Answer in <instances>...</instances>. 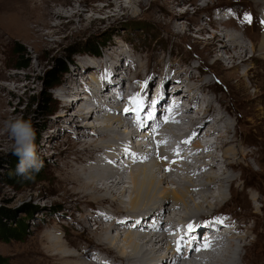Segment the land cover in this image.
Masks as SVG:
<instances>
[{
  "label": "rangeland",
  "instance_id": "rangeland-1",
  "mask_svg": "<svg viewBox=\"0 0 264 264\" xmlns=\"http://www.w3.org/2000/svg\"><path fill=\"white\" fill-rule=\"evenodd\" d=\"M131 1L132 0H48L47 9H51V11L54 9L68 14L71 12L72 7L75 6L85 10V13L82 17H73L72 22H69L70 18L66 16H63L61 20H50L51 24L62 22L63 25L60 26V30L56 34H52V37L39 38V40L34 43L31 40L24 41L17 39L14 32L17 30L18 25H14L12 22L8 21L4 13L0 11V38L3 40V35V37H8L10 39V41L9 39H5V42L0 41V72L10 75L9 78L3 79V76L0 74V208L9 210V213L11 214L10 218H7L6 222H8L9 219L12 221L17 218H23L26 219L28 224V234L23 240H0V264H37V260H42L45 256V254H40V251L36 253V250H39L40 247H42L39 245L38 240L46 233L52 234V232L55 235H53V237H59L62 243L67 245L68 250L71 253L75 252L77 257L84 262H91V264H93L96 259L98 264H105L107 261V264H143L144 262H142V260H145V258L159 257V254L152 253L149 256L144 255L140 258L141 260H135L134 258L127 260L125 258V262L123 259H120V252L118 253L117 250L108 252L105 248H102V250L97 249L95 246V240L90 239V234L84 231L82 226L78 227V225H75L74 228L76 231L70 232L67 236H65L63 231L56 230L55 232L50 221L51 216L59 215V221L62 222V226L67 227L65 228L66 232L70 230L69 225L71 220L68 218V215L64 216L57 214L54 209L57 210V207L71 204L72 206L63 210H72L74 203L79 202L77 200L78 195L70 193L72 179L70 176L66 175L67 169H63V163L66 160H69L70 164L75 157L80 155V153L83 154V151H80L79 149L81 148V145L74 146L76 139L75 136L72 137L73 133L66 129V127L69 128L72 125L75 127L77 126L72 113L73 111L65 110L62 106H60L62 100L57 95L60 93L62 88L66 87V85L67 88L69 85L76 87L75 91L71 93L74 98L77 95L87 97V94L83 93L84 86H90L89 89L91 90H97L94 86L96 85L97 87L98 84L108 85L109 88L111 84L110 82H104L107 78L105 77V71H103L104 67L102 69L104 61L108 58V63H110L111 58H116L120 62L115 69L116 73L111 76V81L113 82L111 83L114 84L112 85L113 87H115V85H121V88L124 90L126 86H124L125 82H123V80H129L130 77L135 76V73L141 72V69L142 71L144 70L141 72V87L144 88L141 92V97L149 96L152 99H156V97L160 95L157 90L159 86L162 87L161 90L163 92L160 90L162 95L166 90L168 91L167 85L170 81L167 82V85H162V82L167 79V76L165 77L163 75V70L167 71L172 79L176 76L184 78L187 75L190 79V84L196 86V88H198L201 83L206 81L212 82V84H214L213 87H217L219 91L212 88L213 91L210 90V93L204 91V93L201 94V97L205 96L206 98H209L219 96L222 98L227 106L226 113L229 114L227 115V118L232 120L234 124L239 123L238 126L242 127L241 130L248 132L250 141L256 139L253 135L254 132L252 134L253 130L257 132V136H261V142L264 140V131L256 129V126L264 124V114H261V106L253 100L257 91L255 92V88L252 86L245 88L242 85L240 74L243 73L245 68L240 67L234 69L233 67L236 63L234 66L230 63L229 59H227L228 54L226 52L220 50L214 55L212 53V49L209 50L204 44L206 39L209 40L213 36L220 38V30L223 29L222 27H224V25L219 24L217 21L218 17L215 16V11H222L227 8L232 9V13H229V15H232V19L231 22L226 25L228 27L227 29L234 34H250L249 36L251 37L258 36L257 38H259V35L262 32V27L256 3L253 0H180V3H175L173 6L169 0H143L141 5L137 6L135 4V6L130 3ZM110 2H114V5H123V9L119 11L116 17L108 19L106 15L111 12V9H114V6H112L111 9L108 6ZM28 3L29 2L27 0H21L18 3V6L27 7ZM36 4L37 3L35 1H30V6H35ZM205 5L207 7H204ZM96 6H101V8L104 7V10L101 12L92 11ZM169 7H173L171 15L166 12V8L168 9ZM31 9H33L36 13V9H38V7H33ZM31 9L26 19L32 20L33 13L31 12ZM187 9L188 11L186 14L181 12L186 11ZM45 11L49 12L46 9ZM246 15L250 16V22L244 19ZM90 16L96 18V21L88 23L86 19H82L84 17L89 18ZM80 18L83 20L81 23L82 27L78 23V19ZM212 21L217 22L218 25ZM176 23L181 25V27L178 29L174 27L177 25ZM125 24H129L132 27L127 30H122ZM187 24L189 26H186ZM144 25L150 27V29L143 31L140 30V28ZM76 26H79V30L75 29ZM203 27L207 32L204 30H202V32L199 31V28ZM182 28L185 30H182ZM181 30V33H177ZM48 31H50L49 28H44L43 33ZM106 38L109 39L104 42V46L101 45L99 49L100 53L98 55L89 54L84 51L82 52V48L87 41L92 39L102 40ZM51 39H54V43L50 44L47 40ZM215 44V46H221V43L218 41H215ZM249 44L250 43H247L248 46ZM48 45L52 46V50L47 52L46 46ZM72 45L74 48H79L80 52L69 56L68 48ZM17 50H22L19 52V55L18 53H15ZM119 51L123 52L125 55L118 57L117 53ZM217 54L221 55L223 59H220L219 56L216 57ZM245 55L247 58L251 55V53L246 52ZM17 57L20 62H24L26 64L23 68L16 67L15 63L19 62L17 61ZM57 59H61L66 62V72L61 74L58 83L53 84L52 88L45 89L44 81L49 72L56 69ZM86 62H88L89 65L86 64ZM257 62V59L253 60V63L258 65ZM77 66L80 69V72L78 71V73L75 71ZM34 67L37 68L36 71L38 74L36 75V71L31 72L28 79L23 78L18 82L21 83V88H15L14 84L17 83H13L11 81V75L16 73L19 76H24ZM262 67L264 71V65H262ZM90 69L93 70L90 72ZM185 69H190V71L187 72ZM101 71L102 73H100ZM128 71L130 72L129 78ZM146 71L147 73H145ZM89 72L96 74L97 83H94L95 81H91V85H89L90 83L88 84L87 82H84L88 80V74H90ZM258 72L259 76L257 77V82L259 83V90L262 89L264 91V76L262 75V71L259 67ZM73 76L74 80L70 79ZM115 81L117 82L115 83ZM244 82L247 84L249 83L246 78H244ZM157 84L158 87H156ZM181 85V89L185 91V84ZM79 87L80 89L76 92V89ZM132 87L133 89L130 92L128 90V95H133L138 90H141L136 82H133ZM68 90L70 89L68 88ZM46 92L51 94L53 100L51 104H45L44 102ZM166 93L167 92H165V94ZM98 97V99L103 98L102 96ZM88 98H90L89 95ZM212 104L214 107L218 105L215 101H213ZM60 110L65 111L60 112ZM149 110L150 106L147 103L145 112L147 113ZM66 112L67 114L64 116L65 122H58V120H56L57 114H65ZM127 113L130 112L128 111ZM192 115L196 116V113H193ZM21 116L25 119L32 118L34 127L39 132V139L36 143L37 152L40 158L44 161V166L42 170L37 173L39 178L35 177L34 179H27V181L22 184L12 185L5 182V178L13 180V178L18 177L19 175L16 173L17 163L15 161L13 163V158L15 157V155H13L14 141L8 132L6 122L15 117ZM127 117L128 115H121V122L123 123V126L127 128V133H131L133 131H141L143 133V131L141 129L139 130L138 127L134 128L133 125H131V122H126L128 121ZM211 117L218 119V116L215 113L211 114ZM140 118H142V114H140ZM64 123L67 125L66 127L61 126ZM153 124V120L150 123H147V126L149 127L148 132L154 130ZM246 126L249 129H247ZM78 130L80 131V128ZM77 136L79 139L81 138L80 134H77ZM144 137H146L145 143H142L141 140H135L132 141V144L135 146L144 144L148 147H146V149L152 151L153 154L154 149L155 147L157 148V146L155 145L154 147V145L149 144L150 137L144 135L141 138ZM86 139V141H89L94 139V137ZM202 146L203 148H206V144H203ZM208 149L210 148H207L206 151H201L203 154L201 152H195L194 156L196 154H199V156L206 155L208 153ZM70 150L73 151L70 152ZM186 150L193 151L188 149V146ZM87 151H84V154H88L86 153ZM215 153L219 159L215 162V166H224V162L226 163L227 161L223 160V151L218 149ZM130 154L134 155L132 150H130L129 155ZM232 158H234V162H241V164L232 165L227 169L220 168L217 171H225V176L235 175L240 177V180L236 183L240 192L237 190V193L231 196L229 181H224L221 189L219 188L220 190L217 189L216 186L214 189L210 186H206L207 189L212 191L218 199L227 197V202L214 205V213L211 214V210V216L208 217H214L216 221L221 219L231 220V215H234L238 217L241 224L249 226L252 221L249 219L250 208L245 206V196L252 201L256 208H259L262 202L257 198V192L250 190L251 187L244 184V182L246 180L252 185H261L262 182H264V174L261 173L258 167L254 164H251V170L247 169L245 162L241 160L240 155H229V160ZM156 160L166 164L163 171L165 175H169V177L178 176L188 178L191 173L188 175V170L185 169L184 165L191 160L190 162L194 166L196 165L195 162L198 159L193 161L191 157H186V155H184L173 156L169 161L160 159L158 156ZM171 161L173 163H171ZM139 162L143 163L141 160H139ZM133 163L135 164V162ZM75 165L76 162H73V168L76 167ZM203 168L206 173L207 166H203ZM209 171H214V169L208 168V172ZM9 173L11 175L10 177L7 175ZM127 175H129L128 170L126 171V176ZM157 175L160 178L162 177L161 174ZM228 178L229 177H227V179ZM125 181V185H131V179L129 177H127ZM173 184H169V186H176ZM232 190L234 189L232 188ZM120 198L125 200L128 199L126 195L120 196L119 199ZM73 199L74 203H72ZM213 200L215 199L209 198V201L212 203L214 202ZM195 201H197V199H195ZM26 204H31L35 207V211L30 215L25 211L24 206ZM190 204H192V202H190ZM97 208L100 209V207ZM105 208L109 209L110 207ZM160 212L161 214L159 217H151L150 214L142 216V219L144 220L150 217L151 219L147 220L150 223L143 221L142 226L146 229L141 227L137 232H134L136 237L139 238L144 235V237L148 238L151 236H158L159 234L162 236L163 233L168 231L169 228L171 229L172 226L174 228L181 226L185 229V226L187 227V225H189L192 221L196 220L194 218L195 215L192 217V214H206L208 210L204 205L200 212L192 209L191 214L189 213L188 216L184 215L182 218L176 220H174V214H172L171 210L168 211V209L160 208ZM78 214H80V211H75L73 215L76 217ZM163 214L164 216H162ZM168 214H170V216ZM224 214H227V216H224ZM262 214L263 213H260V215ZM90 216H92L91 219L97 218L94 215ZM113 216L115 217L116 213H114ZM154 220H157V222H154ZM178 220H181L184 225L181 222L178 224ZM3 221H5V219H3ZM95 221L96 220L89 222L88 224H90V226H88V224H86V226L92 228ZM121 226L122 225L119 226L118 230L124 233ZM94 227L96 228L97 225L94 224ZM134 227L132 229H134ZM173 227L171 230L174 229ZM93 229H91V231ZM239 234H245V232L241 231ZM253 236V234L249 235L243 240L237 238L235 239L234 242L237 245L236 250L243 256V261H240L238 264H255V262L257 264H264V234L258 238L259 240L257 242L252 243L248 249L242 247L244 242H252ZM177 241L178 239L172 240L171 247L168 249L166 246L160 252H163V255H171V252L174 251L173 255H180L182 249L180 252L177 251ZM169 242L170 240L168 239V243H165L163 246L169 244ZM117 244L121 246L124 243L119 240L117 241ZM88 250L89 252L93 251L95 253L88 254ZM175 261H177V264L179 263L178 259Z\"/></svg>",
  "mask_w": 264,
  "mask_h": 264
},
{
  "label": "bare ground",
  "instance_id": "bare-ground-1",
  "mask_svg": "<svg viewBox=\"0 0 264 264\" xmlns=\"http://www.w3.org/2000/svg\"><path fill=\"white\" fill-rule=\"evenodd\" d=\"M20 1L21 0H0V11L4 13L8 21L12 22V24L14 25H18L17 30H15L14 32V35L17 37V39H21L24 41L31 40L33 43L38 41L39 38L52 37L53 33L56 34L60 30V26L63 25V23L57 22L55 24H51L50 20H61L63 16H66L70 18L69 22H72L73 17H82L85 13V10H82L75 6L72 7L71 12L68 14L54 9L51 11V9H47L48 0H33L37 3L35 6H30L31 0H27L29 2L27 7L18 6V3ZM253 1L256 3V7L258 8V16L262 22L264 21V0ZM142 2L143 0H132L130 3L132 5L136 4L137 6H139ZM169 2L174 6L175 3H180L181 1L169 0ZM108 6L110 7V9L112 6H114V9H111V12L106 15L108 19L111 17H116L119 11L123 9V5H114V2H110ZM33 7H38V9H36V13L33 9H31ZM204 7L207 6L205 5ZM30 9L33 13L32 20L26 19ZM45 9L49 12H46ZM172 9L173 7H169L168 9L166 8V12L171 15ZM103 10L104 7L101 8V6H96L92 11L101 12ZM187 11L188 9L181 12L186 14ZM82 19H86L88 23H93L96 21V18H94L93 16H90L89 18L84 17ZM82 19H78V23L81 25V27V23L83 21ZM231 19L232 18L218 21L219 24L224 25V27H222L223 29L220 30V38L213 36L209 40L206 39L204 42L205 47H207L209 50L212 49V53L214 55L220 50L226 52L228 54L227 59H229L230 63L233 64V66L236 63V65L233 67L234 69L240 67L245 68L243 73L240 74L242 85L245 88H248L249 86L255 88V92L257 91V93H255L253 100H255V102L261 106V114H264V91L262 89L259 90L260 87L259 83L257 82V77L259 76L258 67L259 69H261L262 75L264 76L262 67V65H264V24L261 23L262 32L259 35V38H257L258 36L251 37L249 36L250 34L247 35L242 33H232L229 29H227L228 27L226 26L231 22ZM212 22L218 25L217 22ZM186 26L189 25L187 24ZM78 27L79 26H76L75 29L79 30ZM174 27L178 29L179 27H181V25L177 24ZM44 28H49L50 31L43 33ZM183 29L184 28H182V30ZM182 30L177 33H181ZM202 30L207 32L204 27L199 28V31L202 32ZM2 38L3 40L0 38L1 42H5V39H9L8 37H3V35ZM53 40L54 39L47 40V42L51 44L54 43ZM215 41L220 42L221 46H215ZM247 43H250L249 46L247 45ZM51 50V45L46 46L47 52ZM246 52L251 53V55H249L247 58L245 55ZM123 55H125L123 52L119 51L117 53L118 57ZM217 56H219L220 59H223L221 55L217 54L216 57ZM255 59L258 60V65L256 63H253V60ZM108 61L109 58L104 61V64L102 66V69L104 67L103 71H105V77L108 80H104V82H110V86H112L114 84H112L113 82L111 81V76L116 73L115 69L120 62L116 58H111L110 63H108ZM86 64L89 65L88 62H86ZM36 70L37 68L34 67L24 76H19L16 73H13L11 75V81L13 83H17L14 84V87L21 88V83L18 82L23 78L28 79L31 72H35ZM91 70L93 69H90L89 71L91 72ZM75 71H77L76 73H78V71L80 72L78 66ZM143 71L141 69V72ZM188 71H190V69H188L187 72ZM141 72H137L135 73L134 77L132 75V77H130V72L128 71V78H130L129 80L127 79L128 81L126 80L128 84L126 88H124L125 91L121 88V85H115V87L109 86L108 88V85L98 84L97 87L99 86V90L96 85L94 87L97 88V90H91L89 89L90 86H84L83 93L89 95L92 102H90V99H85V96L83 97L81 95H77L74 98L71 93L75 91L76 87L72 85L68 86L70 90H68L66 85V87L62 88L60 93H58L57 96L62 100L60 106H62L65 110L73 111L72 113L77 125L75 127L71 124L72 126L70 125L71 127L68 128L64 123L61 126L66 127L68 131L73 133L72 137L75 136L76 139V141L74 142V146L81 145V148L79 149L80 151H83V154L80 153V155L75 157V159H73L70 164L69 160H66L63 163V169H67L66 175L70 176L72 179L70 193H72L73 195H78L77 200L79 202L74 203L73 199L72 203H74V206L72 210H63L72 206L71 204L57 207V210L54 209L57 214H61L64 216L68 215V218L71 220L69 225L70 230L66 232L65 228L67 227L62 226V222L59 221V215L51 216L50 221L53 230L55 232L56 230L63 231L65 236H67V234L70 232L76 231L74 228L75 225H78V227L82 226L84 231L90 234V239L95 240V246L97 247V249L102 250V248H105L108 252L117 250L118 253L120 252V259L124 260L126 258L127 260H131L134 258L135 260H141L140 258L144 255L149 256L152 253H155L159 254L158 258H145V260H142V262H144L143 264H171L173 262L172 258L164 256L163 252L161 253L160 251L163 250V248H165L166 246L169 249L171 247L172 240H170L169 244L163 246L165 243H168V239L166 238L167 236L164 237L160 236L159 234L158 236H151L146 238L144 237V235H139L140 237L138 238L136 237V234H134V232H137L141 227L144 228L142 226L143 221L148 222L147 220L151 219L149 217L148 219L144 220L142 219V216H144L145 214H150L151 217H159V215L161 214L160 208H163L168 209V211L171 210L172 214H174V220H176L182 218L184 215L188 216L189 213L191 214L192 209L200 212L201 208L204 205L208 210V215L210 214L211 210L212 213H214V205H218L220 203L222 204V202H227V197L218 199L217 196L213 194L212 191L208 190L206 186H210L213 189L216 186L217 189H221L224 181H229L230 195L232 196L236 194L237 190L238 192H240L238 185H236V183H238V181L240 180V177L235 175L225 176V171H217L220 168L227 169L232 165L241 164V162H234V158L229 160V155H240L241 160L245 162V166L247 169L251 170L250 166L251 164H254L258 167L259 171L264 174V140L263 142H261V136H257V132L253 130L252 134L254 132L253 135L256 139L250 141L248 132L241 130L242 127L238 126L239 123L234 124L232 120L227 118V115L229 114L226 113L227 106L222 98H220L219 96H213L209 98H206L205 96L201 97V94L204 93V91L210 93V90H212V88H214V90L216 91H219L217 87H213L214 84H212V82L206 81L204 83H201L200 86L196 88V86L190 84V79L187 77V75L184 78L176 76L174 79H172L167 71L163 70V75L165 77L167 76V79L162 82V85H167V82L170 81V83H168L167 85V88H169L170 85L175 84L173 86H176V88H174V92L171 95L178 96L179 94H182L181 99L189 103L188 107L183 110L187 115L179 120V124L183 125L182 127H180V129H186L185 132L189 133L190 138L192 139L189 140L188 144L184 146L179 142L177 153H179L180 155H186V157H191L193 161H195V159H198L196 160V165L194 166L190 162L191 160L187 162L186 165H184L185 169L188 170V175L191 173V175H189L190 177L187 176L188 178L178 176L169 177V175H165L163 171L166 167V164L153 159L151 157L152 151L146 149V145L142 144L140 146H135L131 144L126 145L125 148L119 147L122 141L132 143V141L141 140L142 143H145L146 137H141H143L144 135L150 137L152 136V134H154L153 130L148 132L149 127L147 126V123H150L154 118L159 117V115H161L162 113L160 112L158 106L167 103V97L169 93L167 90L165 91V87L164 91L167 92L168 95L167 93L165 94V92L162 95V87H158V84L156 87H158L157 90L159 91L160 95L157 96L156 99H152L149 96L141 97V92L142 90H144V88L141 87ZM100 73H102V71ZM145 73H147V71ZM0 74L1 76H3V79H7L10 76L5 73L3 74V72H0ZM37 74L38 73L36 71V75ZM73 78L74 76L70 79ZM244 78L248 79V84L244 82ZM91 81H95L94 83H97L96 74H88V80L84 82H87L88 84L90 83L89 85H91ZM124 81L125 80H123V82ZM116 82L117 81H115V83ZM133 82H136V84L139 85V89L141 88V90H138L133 95H128V93L133 89ZM181 84H185V87L187 86V88H185V91L181 89ZM111 88L115 89L116 91L121 90V93L118 95V100L123 104L118 107L119 111L112 110L107 104V102L114 101L113 98L109 97L110 95H107L109 94V91H107V89ZM78 89H80V87L76 89V92ZM103 91L107 92L105 93ZM98 96H102L103 98L98 99ZM104 96H107V99L105 101H103L104 98H106ZM213 101L217 102L218 105L214 107L212 104ZM147 103L150 106V110L146 113L145 109L147 107ZM93 105H96V109H94V107H91L88 109V111H84L85 108ZM100 107H102V111H99ZM174 108H179V104L172 107L168 112L167 116L169 118H172ZM65 110H60V112H64ZM134 110H137L139 112V115L142 114V118H140L139 120L132 119L131 125L137 126L139 130L141 129L143 131V133L141 131L137 132L133 130V132L127 133V128L123 126V123L121 122V115H130L131 113H135ZM104 111L113 112V114H106ZM128 111L130 113H127ZM153 111L154 113L151 116V113ZM193 113H196V116H193ZM213 113L218 116V119L211 117V114ZM66 114L67 112L65 114L58 113L56 116V120H58V122L60 121V123L63 121L65 122L64 116ZM139 115L138 117H140ZM94 122L99 123L96 124ZM159 127H161L160 123H158V128ZM163 127L168 128L167 124H164ZM79 128L80 131L78 130ZM246 128L249 129L247 126ZM256 129L264 131V124H262L261 126H256ZM77 134L81 135L80 139L78 138ZM173 136L174 134L172 131H166V139H170V137ZM90 137H94V139L86 141V138ZM199 138H202V141L205 140L206 143L210 141V138H213V140L206 145V149L210 148L208 149V153L206 155L199 156V154H196L194 156L195 152H198L199 149H205L201 145ZM188 145L194 146V150H186ZM128 148L132 150V153L134 155H129L130 151H127ZM218 149L223 151L222 157L224 161H227L226 163L224 162V166L221 167L215 166V162L219 160L217 154L215 153ZM184 150H186L185 153ZM72 151L73 150H70V152ZM84 151H87L86 153L88 154H84ZM101 157L115 158L114 165L117 166L119 164L118 167L120 169L117 174H111L109 172L103 171L101 173L95 172L93 164L96 163ZM122 158H125V160H123ZM139 160H141L143 163H140ZM73 162H76L75 168H73ZM133 162H135V164H133ZM171 163L173 162L171 161ZM203 166H207L206 173ZM208 168H213L214 171L208 172ZM127 170L129 171V175L126 176ZM156 173L161 174L162 177H158ZM127 177L131 179L130 186L125 185V180ZM227 177L229 178L227 179ZM173 183L176 186H169V184ZM244 184L249 185L251 187L250 190L256 191L257 198L262 202L261 206L259 208H256L252 201L245 196V206L250 208L249 219L252 221V223H249V226L245 224L243 225L240 223L238 217L231 215L232 220L235 221V223H231L232 232L230 234V237L233 239L227 238L226 240H224L219 250L220 253L213 255L210 253L206 256L205 260H201V264H238L240 261H243V256L239 251L237 252V245L234 242V239L237 238L243 240L247 236L253 234V241L244 242V244L242 245V247L248 249L252 245V243L257 242L259 240L258 238L264 234V182H262L261 185H252L245 180ZM232 188L234 190H232ZM125 195L128 198L127 200L121 198V200L119 199L120 196ZM209 198H214V202L212 203L211 201H209ZM195 199H197V201H195ZM190 202H192V204H190ZM97 207H100V209H98ZM105 207L114 209L109 210ZM75 211H80V214L76 215V217H74L73 215ZM114 213H116L115 217L113 216ZM207 213H199L200 215L192 214V217L195 215V219L204 218ZM260 213L263 214L260 215ZM90 215H94L97 218L91 219L92 216ZM168 215L170 216V214ZM162 216H164V214ZM94 220H96L94 222V224L97 225L96 228L94 227V224L92 228L86 226V224ZM154 222H157V220H154ZM180 222L184 225L181 220H178V224H180ZM120 225H122L121 227L123 228L122 231L124 233L118 230ZM88 226H90V224H88ZM133 227L134 229H132ZM91 229L93 230L91 231ZM173 231L179 232L178 240H180V238L184 236L183 242H186L190 247H192L191 250H189L190 252H188L187 254V258L192 257L193 252L196 251L193 249L197 247L196 244L193 243V235L194 233H197L198 236H201L200 233L202 229L195 231L191 235L186 234V226L185 230L183 227L177 226L173 229ZM241 231H244L245 234H239ZM53 235V232L52 234L46 233L38 240L39 245L42 247H40L39 250H36V253L40 251V254H45V256L42 260L38 259L37 264H91V262L87 263L81 260L75 255V252L71 253L68 250L67 245H64L59 237H53ZM119 240L123 241L124 244L119 246L117 244V241ZM89 253L94 254L95 252H89L88 250V254ZM96 260H94L95 262L93 264H98ZM192 264L195 263L192 262ZM255 264L257 263L255 262Z\"/></svg>",
  "mask_w": 264,
  "mask_h": 264
},
{
  "label": "trees",
  "instance_id": "trees-1",
  "mask_svg": "<svg viewBox=\"0 0 264 264\" xmlns=\"http://www.w3.org/2000/svg\"><path fill=\"white\" fill-rule=\"evenodd\" d=\"M132 27L129 24H125L122 28V30H127L128 28ZM150 29V27L148 26H142L140 28V30H147ZM109 36V34H108ZM107 36V37H108ZM109 38L106 39H102V40H96V39H92L87 41L83 48H82V52H86L89 54H93V55H98L99 49L102 46H104V42H106ZM22 50H17L15 51V53L21 52ZM80 52L79 48H74L73 45L71 47L68 48V55H73L74 53H78ZM17 61L15 65L17 68H23L26 64L24 62H20L19 58L17 57ZM67 66H66V62L64 60L61 59H57L56 60V69L54 71H50L49 74L47 75L45 81H44V87L45 89H50L53 87V84L58 83L59 78L61 76L62 73L66 72ZM106 89V88H105ZM44 94V93H43ZM44 102L45 104H51L53 102L51 94L49 92L45 93V97H44ZM39 139V132L37 131L36 134V143ZM14 161L16 163H18V157H14L13 158V163ZM8 177H10V173L7 174ZM34 178H39V176L37 175V173H33ZM7 183H10L12 185L15 184H22L25 181H27V179H24L22 176H18L13 178V180H10L9 178H5L4 180ZM25 211L26 213H28L29 215L31 213H33L35 211V207L32 206L31 204H26L25 206ZM10 213L9 210H6L4 208H0V240L3 241H10V240H17V241H21L23 240L26 235L28 234V224L26 222V219L23 218H17L16 220H10L8 222H6L7 218H10ZM3 219H5V221H3Z\"/></svg>",
  "mask_w": 264,
  "mask_h": 264
},
{
  "label": "clouds",
  "instance_id": "clouds-1",
  "mask_svg": "<svg viewBox=\"0 0 264 264\" xmlns=\"http://www.w3.org/2000/svg\"><path fill=\"white\" fill-rule=\"evenodd\" d=\"M6 127L12 137L13 155L18 157L16 173L24 179H34L33 173H39L44 161L37 152L36 134L32 118L15 117L6 122Z\"/></svg>",
  "mask_w": 264,
  "mask_h": 264
},
{
  "label": "snow or ice",
  "instance_id": "snow-or-ice-1",
  "mask_svg": "<svg viewBox=\"0 0 264 264\" xmlns=\"http://www.w3.org/2000/svg\"><path fill=\"white\" fill-rule=\"evenodd\" d=\"M244 19L246 20V21H248V22H250L251 21V18H250V16H245L244 17ZM262 24H264V21H262L261 22ZM216 222H219V223H222V221H220V220H217ZM202 225H195V224H189V225H187V235H191L192 233H194L196 230H197V228L198 227H201ZM184 241V236H182L181 238H180V240H178L177 241V245H178V247H177V251L178 252H180L181 251V248L183 247V246H186V245H183V242ZM193 242H194V239H193ZM203 247H208L209 246V244H207V243H204L203 245H202ZM193 250H200V246H197V247H195ZM105 264H107V262H105Z\"/></svg>",
  "mask_w": 264,
  "mask_h": 264
}]
</instances>
